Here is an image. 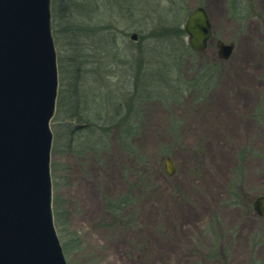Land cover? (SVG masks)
<instances>
[{"label": "rangeland", "instance_id": "1", "mask_svg": "<svg viewBox=\"0 0 264 264\" xmlns=\"http://www.w3.org/2000/svg\"><path fill=\"white\" fill-rule=\"evenodd\" d=\"M228 1L84 0L77 39L55 41L52 27V212L67 264H264L252 207L264 194V0ZM199 5L213 34L194 52L183 22ZM217 39L234 44L227 58ZM120 196L112 219L106 200Z\"/></svg>", "mask_w": 264, "mask_h": 264}, {"label": "water", "instance_id": "2", "mask_svg": "<svg viewBox=\"0 0 264 264\" xmlns=\"http://www.w3.org/2000/svg\"><path fill=\"white\" fill-rule=\"evenodd\" d=\"M52 27L51 0H0V264H67L52 212L50 121L58 91ZM183 30L192 50L206 49L211 25L203 6L187 14ZM215 45L227 58L234 44ZM164 170L174 174L169 157ZM252 207L264 217V194Z\"/></svg>", "mask_w": 264, "mask_h": 264}, {"label": "trees", "instance_id": "3", "mask_svg": "<svg viewBox=\"0 0 264 264\" xmlns=\"http://www.w3.org/2000/svg\"><path fill=\"white\" fill-rule=\"evenodd\" d=\"M82 1H76V0H51V15H52V24H53V35L56 37L59 33L62 31L66 33L71 39L76 38L79 36L81 31L83 30V23L80 21L82 17L83 10H81V4ZM91 10V7L89 11ZM64 21V23L68 26V28H65L64 30L60 29V24ZM190 48V47H189ZM193 51V50H192ZM75 115V114H74ZM120 115V114H119ZM73 116V115H72ZM77 116V115H76ZM76 121L81 122L87 129L92 128V126H96L93 122H90L84 117H81L80 115L75 118ZM113 120V119H112ZM109 127L108 130H111L113 128L118 127L119 130H123L122 126H120V122L116 121L115 123L108 122ZM125 132V131H124ZM122 141V139H121ZM132 152H135V149L132 148ZM128 199L126 196H120L117 198L116 202L115 200H106L107 205V212L114 213L113 207L118 212V215H111L110 218L112 219H118L121 217L123 211L125 212V208L128 204ZM122 207V208H121ZM63 250L67 251V243L63 242L62 244Z\"/></svg>", "mask_w": 264, "mask_h": 264}, {"label": "flooded vegetation", "instance_id": "4", "mask_svg": "<svg viewBox=\"0 0 264 264\" xmlns=\"http://www.w3.org/2000/svg\"><path fill=\"white\" fill-rule=\"evenodd\" d=\"M234 0H230V1H228V3L226 4V7L228 8V9H232V8H235L234 6L236 5V3L235 2H233ZM249 7L250 6H252L253 8H254V6H255V2H254V0H249ZM200 6V5H199ZM248 7V8H249ZM239 8V7H238ZM237 8V9H238ZM205 9V8H204ZM211 25V24H210ZM212 34H213V31H212V27H211V36H212ZM211 36H210V38H209V41H210V39H211ZM218 40V39H217ZM209 41H208V43H209ZM207 43V44H208ZM195 52V51H194ZM216 55H217V50H216Z\"/></svg>", "mask_w": 264, "mask_h": 264}]
</instances>
